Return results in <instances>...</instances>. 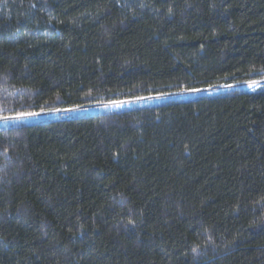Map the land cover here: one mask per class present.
I'll return each instance as SVG.
<instances>
[{"label": "trees", "instance_id": "16d2710c", "mask_svg": "<svg viewBox=\"0 0 264 264\" xmlns=\"http://www.w3.org/2000/svg\"><path fill=\"white\" fill-rule=\"evenodd\" d=\"M264 80V0H0V118ZM0 264H264V86L0 126Z\"/></svg>", "mask_w": 264, "mask_h": 264}, {"label": "rangeland", "instance_id": "374dc122", "mask_svg": "<svg viewBox=\"0 0 264 264\" xmlns=\"http://www.w3.org/2000/svg\"><path fill=\"white\" fill-rule=\"evenodd\" d=\"M227 86H232V87H240V88H247V89H256L258 87H263L264 86V80L257 81V82H242V83H237V84H222L214 87H208L204 89H194V90H188V91H183L182 93H176V94H171V95H153V96H147V97H141V98H136V99H125V100H115V101H110L107 103H100V104H93V105H88V106H69V107H64L59 110L55 111H49V112H36L39 113V115H33V116H25L22 119L19 120H11L9 122H5L2 118H0V126L2 125H13V124H18L20 122H31L34 120H37L41 117L44 116H54V117H60L63 115H71V114H76L80 112H86V111H96V110H101V109H116V108H121V107H130L134 105L135 103H153V102H158L159 99L161 98H166V97H172V96H185L188 97L190 95H194L198 92L206 93V94H212L219 92L226 88ZM19 114L15 116H10V117H17Z\"/></svg>", "mask_w": 264, "mask_h": 264}, {"label": "snow or ice", "instance_id": "6c2138e0", "mask_svg": "<svg viewBox=\"0 0 264 264\" xmlns=\"http://www.w3.org/2000/svg\"><path fill=\"white\" fill-rule=\"evenodd\" d=\"M33 115H39V113H21L17 117H3L2 119L7 123L11 120H19L25 116H33Z\"/></svg>", "mask_w": 264, "mask_h": 264}]
</instances>
